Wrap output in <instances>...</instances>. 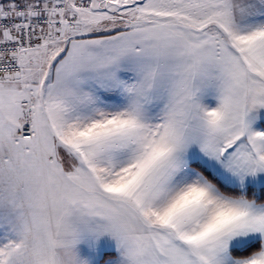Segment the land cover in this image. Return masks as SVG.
<instances>
[{
	"label": "snow or ice",
	"instance_id": "6c2138e0",
	"mask_svg": "<svg viewBox=\"0 0 264 264\" xmlns=\"http://www.w3.org/2000/svg\"><path fill=\"white\" fill-rule=\"evenodd\" d=\"M0 264H264V0H0Z\"/></svg>",
	"mask_w": 264,
	"mask_h": 264
}]
</instances>
